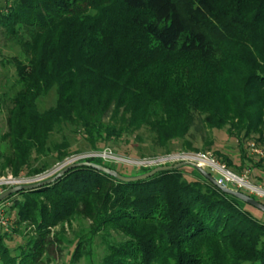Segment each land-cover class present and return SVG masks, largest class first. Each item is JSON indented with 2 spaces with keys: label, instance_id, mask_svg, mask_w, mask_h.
<instances>
[{
  "label": "trees",
  "instance_id": "trees-1",
  "mask_svg": "<svg viewBox=\"0 0 264 264\" xmlns=\"http://www.w3.org/2000/svg\"><path fill=\"white\" fill-rule=\"evenodd\" d=\"M226 1L5 0L2 173L35 178L84 152L74 143L119 151L135 133L144 143L145 130L150 157L213 151L215 160L264 186V165L248 148L253 142L264 149V0L249 14L239 9L250 0L229 3L236 12ZM177 56L220 61L219 80L158 72ZM196 117L209 130H225L238 155L210 139L195 148L187 136ZM178 140L181 148H172ZM83 162L123 176L153 169ZM198 174L188 179L181 169L168 170L124 183L82 166L51 185L11 195L4 200L12 222L10 232H0V264H39L51 246L50 230L74 219L86 221L87 230L73 242L71 264L89 240L107 245L101 264H264V213ZM25 223L36 233L27 248L15 239Z\"/></svg>",
  "mask_w": 264,
  "mask_h": 264
},
{
  "label": "rangeland",
  "instance_id": "rangeland-1",
  "mask_svg": "<svg viewBox=\"0 0 264 264\" xmlns=\"http://www.w3.org/2000/svg\"><path fill=\"white\" fill-rule=\"evenodd\" d=\"M228 2L227 4H233L235 5V1H226ZM234 2V3H233ZM259 1L258 0H250L247 2H243V7L241 9H239V11H243V14H249L252 12H259V6H258ZM233 5H229V8L232 9L233 12H236L231 6ZM5 7V0H0V10L3 9ZM264 12V11H263ZM254 13V14H255ZM245 14V15H246ZM253 14L248 15L250 17H252ZM6 44L5 42V38L2 35V30L0 28V61L2 56H5L7 53V51L5 50L4 45ZM216 62V64H215ZM215 62H209L208 65L204 62H202L200 59H198L197 57H192V56H182V57H172L169 58V61L167 63H164L161 68H158V72L160 74H162L163 76L167 77V78H177L183 76V73L185 71H187V73L189 74H197L200 73L203 76L201 78L203 79H207L209 77L213 78L214 76H216L215 79L219 80V76H221V72L219 70V68L221 67V62L220 61H215ZM217 65V66H215ZM1 67V66H0ZM197 73H195V72ZM1 72V70H0ZM199 75V74H198ZM200 76V75H199ZM46 106L47 107H51L53 106V98L52 99H48L46 101ZM40 108H44L42 107V105L40 106ZM6 114L3 111L0 115V131H5L6 129V125H5V118ZM193 126L191 127L189 133H188V140H190L193 143V146L195 148H199L201 149L203 146H205V143L207 141V139L209 140H215L217 142V146L221 149H224L223 152L226 153H231L232 156L236 157L239 153L238 148L236 146V144L234 143L233 140H229L228 138H226V132L224 131H212L209 130L208 128H206L205 126H203V124L201 122H199V119L196 117V121L192 124ZM140 135L143 136V138L145 137L146 140L144 143H140L139 141H136V137H137V133H135L132 137V140L129 141L128 145L126 144H122L120 147V150L117 151L119 149V147H112L109 146L112 150L116 151L117 153H114V151H112L116 156H118L117 158L121 159L125 158V161H130L131 163H141V162H146L145 164L140 165V167H144V168H148L146 166H149L150 168H155V167H159L157 166L155 163H153L156 160V157H150L148 154L151 153V149H150V142L148 141V134L145 130H142L140 132ZM182 141L178 140L175 141L172 144V148H176V149H180L182 146ZM74 146L77 147V149H81L82 153L80 154H76L74 156H80L82 154L85 153H96V152H100L99 151H88L89 150V146L87 143H85V141H80L78 143H74ZM109 149V148H106ZM110 149V150H111ZM105 150V149H103ZM125 150L127 151V154H125ZM179 151V150H178ZM156 152H162V150L156 149ZM212 152H208L210 155H212ZM178 153H183V152H178ZM201 153V152H200ZM141 155H147L149 157H142ZM164 156V155H162ZM101 159V158H99ZM155 159V160H154ZM82 161H84V159H80L78 161H73L70 162L69 165H74L77 163H81ZM105 162V161H104ZM180 162H174V163H170V165L173 164H177ZM129 166V165H128ZM133 167V166H132ZM137 169V168H135ZM204 170H206L208 173H210L213 177L215 176V173L208 167L205 168ZM231 170V169H230ZM181 171H183L186 174V178L188 179H192L193 176H199L198 172L191 166H183L181 168ZM233 171V170H231ZM61 172V171H59ZM58 172V173H59ZM130 172H135L134 170L130 169ZM234 172V171H233ZM11 173L10 171L6 170L5 172L2 173V171L0 170V176L1 175H7ZM58 173H54V172H50L48 175V177L45 180H48L50 178L55 177ZM190 173V174H189ZM235 173V172H234ZM241 176H246L247 180L252 184V185H258V186H262L261 184H256L254 182H252V180L249 178L248 172L241 175ZM16 178V177H15ZM21 179V178H20ZM31 178H23V182H26L25 184L22 185H29ZM43 180V181H45ZM41 182V181H39ZM38 182H33L31 184H35ZM30 184V185H31ZM20 186V185H19ZM228 188L234 189V190H242L232 184H227ZM246 195H251V197L255 198L256 200H260L257 197H254L253 193L250 192L249 190H242ZM264 201V200H262ZM21 229V234L22 235H16L15 239H16V246L22 245L25 248H27L26 246V239L31 238L33 239V237H36V233L34 230V227L31 226L28 223H25L24 225H22L21 227H18ZM87 222L83 221L81 219H74L68 223H64L62 225L56 226L55 228L50 230V234L48 236L47 241H49L51 243V246L49 248V250L45 251L43 254H41L40 258V262L39 264H71L72 262V257L71 255H73V252L75 251V247L78 245L74 244L73 242L75 241V239H78L82 237V235L85 233V231L87 230ZM0 232H3L0 229ZM114 238H117L118 240H121V236L117 235V234H113ZM106 248L107 245L101 243L99 240H97V242H94L93 244L90 242V240L88 241V243L83 244L80 247V251L79 254L80 258L79 260L76 262V264H101L102 258L105 255L106 252Z\"/></svg>",
  "mask_w": 264,
  "mask_h": 264
},
{
  "label": "built area",
  "instance_id": "built-area-1",
  "mask_svg": "<svg viewBox=\"0 0 264 264\" xmlns=\"http://www.w3.org/2000/svg\"><path fill=\"white\" fill-rule=\"evenodd\" d=\"M249 151L251 152V155L257 157L262 164L264 165V149L257 147L255 143L250 142L248 143ZM110 149L100 150V152H96L94 154L85 153L80 156H72L68 159H66L64 162L59 163L55 165L50 171H46V173L36 176L35 178H31L30 184L33 182H39L45 180L48 175H50V172L58 173L59 171H62L67 165H69L70 162L78 161L80 159H87V158H101V160L107 162V163H115V164H124L134 167H139L142 164H145L146 162L139 163H131L130 161H125V158L120 157V159L117 158ZM155 160V159H154ZM189 161L193 162L199 167L205 169L210 168L215 173V179L217 183L221 186L227 187V184H232L240 189L249 190L253 193L254 197L259 198L260 200H264V187L258 186V185H252L246 178V176H241L233 171H231L225 164H221V162L215 160L212 155L209 153H177V154H168L164 156L156 157V160L153 162L157 166H166L170 165V163L174 162H184ZM149 167V166H146ZM23 182V178H15L11 173L7 175H1L0 176V194L3 191H6L10 188L17 187L19 185L25 184L26 182ZM242 189V190H243ZM9 207L8 201H2L0 203V229L3 232H10V224H11V218L9 215H7Z\"/></svg>",
  "mask_w": 264,
  "mask_h": 264
},
{
  "label": "water",
  "instance_id": "water-1",
  "mask_svg": "<svg viewBox=\"0 0 264 264\" xmlns=\"http://www.w3.org/2000/svg\"><path fill=\"white\" fill-rule=\"evenodd\" d=\"M82 166H88L91 167L93 169H96L100 172H103L111 177H114L115 179L124 182V183H131V182H139V181H143L146 180L152 176H154L155 174H157L158 172H162V171H168V170H179L181 169L183 166H191L193 167L198 173H200L205 179H207L208 181H210L212 184H214L215 186H217L218 188H220L222 190V192L224 191V193H228L231 196L236 197L237 199L241 200L242 202H244L245 204L257 209L258 211L264 213V204L261 203L260 201L256 200L255 198L251 197V195H246L245 193L239 192L234 189L228 188V187H224L221 186L217 183L216 180H214L215 178L213 176H211L206 170H204L203 168L199 167L198 165H196L193 162H189V161H184L181 163H177L175 165H166V166H159V167H155L153 168L150 172L148 173H144L141 175H135V176H123L121 174H119L118 172L104 167L102 165H97V164H93V163H89V162H83V163H77L74 165H70L68 167H66L65 169H63L61 172H59L55 177L50 178L48 180L45 181H41L35 184H29V185H20L17 187H13L10 188L6 191H3L0 194V203L2 201H4L6 198H8L11 195L20 193V192H27V191H34V190H38L43 188L44 186H48L53 184L54 182H56L59 178H61L64 174H66L69 170L76 168V167H82Z\"/></svg>",
  "mask_w": 264,
  "mask_h": 264
}]
</instances>
